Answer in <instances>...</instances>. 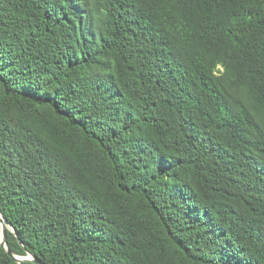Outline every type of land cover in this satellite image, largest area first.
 <instances>
[{
	"label": "trees",
	"instance_id": "1",
	"mask_svg": "<svg viewBox=\"0 0 264 264\" xmlns=\"http://www.w3.org/2000/svg\"><path fill=\"white\" fill-rule=\"evenodd\" d=\"M0 213L42 264H264V0H0Z\"/></svg>",
	"mask_w": 264,
	"mask_h": 264
},
{
	"label": "water",
	"instance_id": "2",
	"mask_svg": "<svg viewBox=\"0 0 264 264\" xmlns=\"http://www.w3.org/2000/svg\"><path fill=\"white\" fill-rule=\"evenodd\" d=\"M0 224H1V229H0V246L4 248L6 253L17 263H20L22 261H31L34 264H42L40 263L33 255L28 254L26 257H20V256H14L9 250L8 246L6 243V232L7 229H12L11 225L2 217L0 213ZM14 232V231H13Z\"/></svg>",
	"mask_w": 264,
	"mask_h": 264
},
{
	"label": "bare ground",
	"instance_id": "3",
	"mask_svg": "<svg viewBox=\"0 0 264 264\" xmlns=\"http://www.w3.org/2000/svg\"><path fill=\"white\" fill-rule=\"evenodd\" d=\"M0 229H1V224H0Z\"/></svg>",
	"mask_w": 264,
	"mask_h": 264
}]
</instances>
